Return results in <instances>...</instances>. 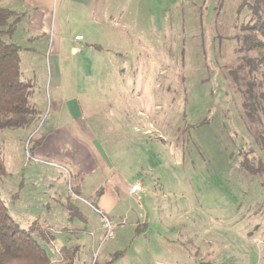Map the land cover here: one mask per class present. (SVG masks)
I'll list each match as a JSON object with an SVG mask.
<instances>
[{"label": "rangeland", "instance_id": "1", "mask_svg": "<svg viewBox=\"0 0 264 264\" xmlns=\"http://www.w3.org/2000/svg\"><path fill=\"white\" fill-rule=\"evenodd\" d=\"M87 1L27 8L0 0L21 15L4 40L19 47L20 80L37 114L29 128L0 130V198L13 221L21 230L37 223L54 236L50 242L35 234L51 264H264V170L251 175L240 167L248 151L264 166V148L242 117L244 86L234 83L244 58L255 55L244 56L238 42L251 22L249 5L239 8L251 0ZM95 76L127 82L101 90L86 82ZM105 93L113 108L126 109L121 121L141 129L124 132L136 136L128 160L140 158L149 176L138 193L142 210L121 194L109 214L91 206L98 219L88 216L84 228L76 212L85 214L96 196L76 194L69 161L47 155L60 133H51L41 155L32 145L51 125H66L65 114L55 116L56 97L87 106ZM105 221L114 226L108 239ZM78 227L85 231L77 239L63 235ZM61 247L66 258L57 259Z\"/></svg>", "mask_w": 264, "mask_h": 264}, {"label": "crops", "instance_id": "2", "mask_svg": "<svg viewBox=\"0 0 264 264\" xmlns=\"http://www.w3.org/2000/svg\"><path fill=\"white\" fill-rule=\"evenodd\" d=\"M91 1L93 2V0ZM22 2L27 8H34L37 4L44 2V0H23ZM86 2L88 1L86 0ZM86 82L98 84L101 90L108 89L111 91L112 89V91H119L120 87L118 85L114 86L111 84H124L127 82V78L95 76L88 77ZM104 84L110 85L104 86ZM107 95L108 93H105V98H101L102 100L100 102H93L92 99L88 102L87 106H85L78 97L76 98L77 101L74 100V96H71L68 99L69 102H64L60 97H56L54 101L55 108L57 109L55 116L58 118V116L65 114L68 121L64 126L60 125L56 127L55 125H51L45 131V137L43 139H38V144L36 146L38 147V154L41 155L43 152L42 144L44 145V143L48 142L52 137H55L52 136L51 133L55 130L60 133L59 140L53 145V150L50 149L47 151V155H51L53 151V153L58 156H65L66 160L69 161L71 171H73L71 179L75 181L73 188L76 194L80 196L83 192L87 195L95 194L96 196L94 197L93 205L87 204L88 206L85 208V214L76 212L79 216V221L84 222V228L88 224V216L89 219L91 218L96 222L98 219V214H94L91 206L99 207L101 208L100 210H104L109 214L115 211V208L121 203L118 197L121 194L124 197L132 199L134 204L142 210L143 206L139 203L138 193H142L143 181L147 180L149 176L147 169H141L140 158L132 157L128 160V147L135 144L136 136L133 134L134 136L129 137L127 134H124V132L130 126L132 130L136 132H139L141 129L132 123L121 121L120 116L126 114V109L120 107V103H117L116 107L113 108L109 100H107ZM121 100L119 99V101ZM137 100H140V98ZM140 113L141 112L137 110L136 114L139 115ZM149 126L151 127V125ZM67 131L71 132L66 135ZM148 133L149 131L145 130L142 135L147 136ZM144 141L147 144L149 143L147 139ZM137 146L140 147L139 145ZM153 148L156 150L155 144H153ZM132 152L134 156L137 154L140 155L137 151ZM134 161L138 162L136 168L127 165ZM95 174L98 175L97 179L99 183L97 184H93L92 181ZM88 175H93V177L88 179L86 178ZM98 184L101 190L97 193L95 189ZM136 185H140L141 190L133 192V188ZM63 231H65L63 235L67 236L71 234L77 239L80 234L84 233L85 229L78 227L77 229L70 230L71 232L66 230ZM138 232L140 233V231ZM50 235L54 239V236L52 234ZM75 249L77 248L75 247ZM65 251H67L66 247H61L58 252L55 251L57 259L59 258V254H62L64 258Z\"/></svg>", "mask_w": 264, "mask_h": 264}, {"label": "trees", "instance_id": "3", "mask_svg": "<svg viewBox=\"0 0 264 264\" xmlns=\"http://www.w3.org/2000/svg\"><path fill=\"white\" fill-rule=\"evenodd\" d=\"M246 3L243 1L239 9L249 5L251 22L241 29L244 34L238 37V42L241 41L239 51L245 53L244 56L248 53L255 55L244 58L243 66H239L234 74V83L244 86L240 91L242 117L248 130L251 133L256 132L255 143L264 148V0H251ZM20 18V14L0 6V130L29 128L37 115L35 108L28 102L29 86L20 80L19 47L4 40V37H11ZM240 70L245 71L242 78L239 75ZM32 140L30 138L29 144ZM37 144L36 139L33 148ZM251 155L249 151L243 155L240 167L254 175L263 171L264 166L259 159ZM5 175L0 153V176ZM35 234L40 239L53 241L46 228L37 223L29 230L19 229L0 198V264H51L47 252L39 244Z\"/></svg>", "mask_w": 264, "mask_h": 264}, {"label": "built area", "instance_id": "4", "mask_svg": "<svg viewBox=\"0 0 264 264\" xmlns=\"http://www.w3.org/2000/svg\"><path fill=\"white\" fill-rule=\"evenodd\" d=\"M75 40H81V37L78 36L75 38ZM141 190V187L140 185H136L134 188H133V192H138ZM104 228L106 229V235H105V238H110L112 236V231H113V228L114 226L111 225L108 221H105L104 224H103ZM57 250V249H56ZM58 252V251H57Z\"/></svg>", "mask_w": 264, "mask_h": 264}]
</instances>
